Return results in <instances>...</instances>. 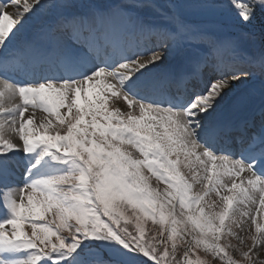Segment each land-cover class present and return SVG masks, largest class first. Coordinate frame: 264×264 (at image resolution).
Instances as JSON below:
<instances>
[{"label": "snow or ice", "instance_id": "1", "mask_svg": "<svg viewBox=\"0 0 264 264\" xmlns=\"http://www.w3.org/2000/svg\"><path fill=\"white\" fill-rule=\"evenodd\" d=\"M223 11L241 35L192 22ZM257 21L264 44V0L0 2V264H264V118H214L264 83L236 62Z\"/></svg>", "mask_w": 264, "mask_h": 264}, {"label": "rangeland", "instance_id": "2", "mask_svg": "<svg viewBox=\"0 0 264 264\" xmlns=\"http://www.w3.org/2000/svg\"><path fill=\"white\" fill-rule=\"evenodd\" d=\"M221 3H223V4H227V2H221ZM217 15L228 16L229 18H232L231 16H229V15L227 14L226 11H223V12L217 14ZM241 42H242V41H241ZM247 42L249 43V44H248V45H249V49L246 50V51H247L246 53L250 54L249 51H252V54H253V55H254V54H258V53H260L262 43H261V41H260V39H259L258 37H254V39L247 38ZM35 114L38 116L37 123H38L43 117H45V115L43 116V115L40 114L39 112H36ZM154 184H155V180H154ZM155 185H156V184H155ZM260 219L264 220V218H260Z\"/></svg>", "mask_w": 264, "mask_h": 264}, {"label": "bare ground", "instance_id": "3", "mask_svg": "<svg viewBox=\"0 0 264 264\" xmlns=\"http://www.w3.org/2000/svg\"><path fill=\"white\" fill-rule=\"evenodd\" d=\"M11 11H12V9H11ZM174 55V54H173ZM172 56V55H171ZM170 56V57H171ZM36 119V118H35ZM37 120V119H36ZM19 169H24V165H23V163L21 162L20 163V168ZM13 171H14V176H13V182L14 183H16V184H19V183H21L22 182V179H20L19 178V173L20 172H17V170H15V168L13 167ZM23 171V170H22ZM22 178V177H21Z\"/></svg>", "mask_w": 264, "mask_h": 264}, {"label": "trees", "instance_id": "4", "mask_svg": "<svg viewBox=\"0 0 264 264\" xmlns=\"http://www.w3.org/2000/svg\"><path fill=\"white\" fill-rule=\"evenodd\" d=\"M156 227H157V226H156ZM154 228H155V227L150 226V228L148 229V231H149V230H152V229H154Z\"/></svg>", "mask_w": 264, "mask_h": 264}]
</instances>
